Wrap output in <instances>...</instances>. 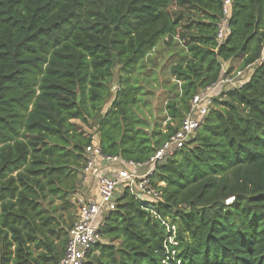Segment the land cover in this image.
<instances>
[{
  "label": "trees",
  "instance_id": "1",
  "mask_svg": "<svg viewBox=\"0 0 264 264\" xmlns=\"http://www.w3.org/2000/svg\"><path fill=\"white\" fill-rule=\"evenodd\" d=\"M222 10V0H0V264L60 263L73 224L56 221L47 201L72 208L87 146L147 162L224 67L259 59L264 0H235L219 45ZM161 42L176 82L151 129L135 108ZM152 178L164 183L158 217L126 191L85 264H264V63L214 99L195 137Z\"/></svg>",
  "mask_w": 264,
  "mask_h": 264
},
{
  "label": "built area",
  "instance_id": "2",
  "mask_svg": "<svg viewBox=\"0 0 264 264\" xmlns=\"http://www.w3.org/2000/svg\"><path fill=\"white\" fill-rule=\"evenodd\" d=\"M222 17L218 24L217 41L222 45L232 33L231 7L235 0H222ZM264 63V42L259 59L244 69L224 67L221 78L203 88L191 100L190 110L180 128L144 163L126 161L118 155L103 152L99 143L85 149L83 166L77 188L70 203L75 208V220L68 233L65 254L59 264H85L92 249L102 241L101 228L105 216L116 210L118 199L127 191L141 203L142 208L158 217L157 206L162 201L160 186L152 178L158 163L165 162L191 141L204 124L222 93L242 88L251 78L257 65ZM232 200H229L231 202ZM163 221L168 231L176 227Z\"/></svg>",
  "mask_w": 264,
  "mask_h": 264
},
{
  "label": "rangeland",
  "instance_id": "3",
  "mask_svg": "<svg viewBox=\"0 0 264 264\" xmlns=\"http://www.w3.org/2000/svg\"><path fill=\"white\" fill-rule=\"evenodd\" d=\"M172 51L167 48L163 42L159 44L157 50H154L148 57L149 61L146 63V66L152 69L154 73L153 78L155 79L151 86L146 87V94L143 96V102L139 104V107L135 108L139 116L143 117L146 121L150 122L151 129L155 122L160 121L165 116V106L166 101L169 97V91L172 89V85L176 80L170 76L169 73V55ZM241 62L237 61L234 65V69H240ZM118 77H119V67L115 68V78L112 86V95L116 94L118 87ZM109 105L105 107L104 114L107 111ZM79 125L86 134H95V126H87L81 121H74ZM162 129L165 131L166 122H162ZM78 180V178H77ZM70 184L73 182L69 181ZM78 182V181H77ZM47 211L53 217L56 218V221L63 223V226H69L73 224L75 220V208L67 207L63 199L59 197L49 198L47 201ZM171 225V223H169ZM175 239H171V243H174Z\"/></svg>",
  "mask_w": 264,
  "mask_h": 264
}]
</instances>
